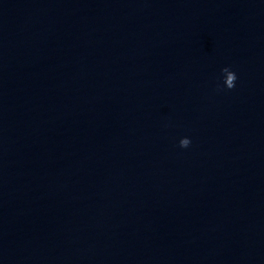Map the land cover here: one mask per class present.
<instances>
[{
	"label": "clouds",
	"instance_id": "1",
	"mask_svg": "<svg viewBox=\"0 0 264 264\" xmlns=\"http://www.w3.org/2000/svg\"><path fill=\"white\" fill-rule=\"evenodd\" d=\"M223 73H226V79L224 80V83L228 89H232L235 87V81L237 79V76L235 72L230 71L229 68L222 69ZM191 141L189 138L185 137L180 140V147L187 148L190 145Z\"/></svg>",
	"mask_w": 264,
	"mask_h": 264
}]
</instances>
